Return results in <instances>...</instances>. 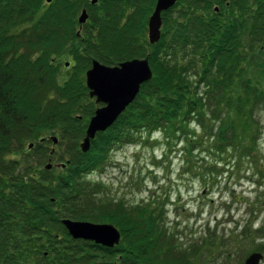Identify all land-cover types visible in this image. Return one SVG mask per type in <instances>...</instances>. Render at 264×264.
<instances>
[{
	"label": "trees",
	"instance_id": "1",
	"mask_svg": "<svg viewBox=\"0 0 264 264\" xmlns=\"http://www.w3.org/2000/svg\"><path fill=\"white\" fill-rule=\"evenodd\" d=\"M156 3L0 0V264H197L176 246L159 210L130 208L88 177L103 170L114 149L161 130L176 137L189 120L207 117L211 102V121L220 125L206 136L217 152L256 160L264 0H177L151 45ZM84 9L89 19L80 25ZM65 55L67 68L59 63ZM134 59H148L153 78L83 153L99 108L86 72L94 61L114 67ZM49 133L58 139L54 150L40 142ZM47 158L59 159V169L42 168ZM64 219L112 224L121 242L110 249L75 240Z\"/></svg>",
	"mask_w": 264,
	"mask_h": 264
},
{
	"label": "rangeland",
	"instance_id": "2",
	"mask_svg": "<svg viewBox=\"0 0 264 264\" xmlns=\"http://www.w3.org/2000/svg\"><path fill=\"white\" fill-rule=\"evenodd\" d=\"M70 62L67 55L59 58L66 68ZM212 106L203 120L176 128V137L161 130L114 149L109 163L88 180L100 182L107 197L130 208L159 210L176 246L197 264H243L251 253L264 256V109L256 116V160H239L232 149L217 152L215 140L206 136L220 125L211 121ZM57 144L47 142L50 149ZM51 163L57 169L61 164L56 158Z\"/></svg>",
	"mask_w": 264,
	"mask_h": 264
},
{
	"label": "water",
	"instance_id": "3",
	"mask_svg": "<svg viewBox=\"0 0 264 264\" xmlns=\"http://www.w3.org/2000/svg\"><path fill=\"white\" fill-rule=\"evenodd\" d=\"M53 0H47L51 3ZM100 0H91L95 5ZM229 2L230 0H222ZM177 0H157L155 10L149 18L148 37L151 45L158 43L161 39L162 14L173 8ZM89 18L87 10L82 11L79 23L85 24ZM68 66V64H67ZM153 78V71L148 59H134L124 62L116 67H108L94 61L92 68L86 73V85L90 91V97L96 98L97 104H103L97 109L90 119L86 136L80 144L83 153H88L91 143L96 139L98 133L107 131L112 127L126 109L134 102L141 90V86ZM55 144L57 138H53ZM33 145H30L32 147ZM48 164L45 168L52 169ZM63 167H65L63 165ZM62 224L69 235L75 240L91 241L105 248H115L120 244L121 233L118 228L108 223H93L86 221L62 220ZM264 256L262 253L254 252L249 255L243 264H261Z\"/></svg>",
	"mask_w": 264,
	"mask_h": 264
},
{
	"label": "flooded vegetation",
	"instance_id": "4",
	"mask_svg": "<svg viewBox=\"0 0 264 264\" xmlns=\"http://www.w3.org/2000/svg\"><path fill=\"white\" fill-rule=\"evenodd\" d=\"M47 142H48V139H46L45 141H44V144H45V147L47 148V149H50V147H49V145H47ZM52 149V148H51ZM50 154V153H49ZM51 160V158H48V161H50Z\"/></svg>",
	"mask_w": 264,
	"mask_h": 264
}]
</instances>
